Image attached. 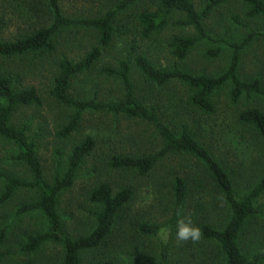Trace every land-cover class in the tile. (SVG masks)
Segmentation results:
<instances>
[{"label":"rangeland","instance_id":"1","mask_svg":"<svg viewBox=\"0 0 264 264\" xmlns=\"http://www.w3.org/2000/svg\"><path fill=\"white\" fill-rule=\"evenodd\" d=\"M117 1L59 0V7L68 17H96ZM203 1L192 0L199 10ZM156 2L138 0L118 15L114 48L104 50L92 69L77 74L71 80L70 96L94 98L97 101L121 99L124 88L120 80L105 76L101 69L116 66L117 60L123 59L126 47L134 38L139 50L159 67L169 68L177 63L181 69L192 74L209 76H218L225 70L230 50L223 43L200 42L180 62L170 55L166 45L172 35H194L192 27L175 23L176 19L183 17L182 13L175 12L160 34L151 39H141L134 26V14L142 10H155ZM245 11L243 0H228L206 17L204 27L215 38L240 41L248 30H260L262 26V19L246 18ZM0 18L4 20L0 36L2 40H13L50 23L46 0H0ZM97 36L94 30L65 28L53 39L57 44L54 60L33 55L0 58V72L11 75L18 86H35L42 98L40 107L17 108L11 120L15 126H26L27 137L35 145L46 181L50 182L55 175L63 174L73 145L86 135L95 139V147L80 164L73 184L57 195L56 206L64 232L71 237H78L92 230L94 205L88 200V194L98 183L106 181L117 189L129 185L133 189V199L100 250L116 254L118 264H129L138 257L156 259L159 257L161 239L140 232L139 225H164L173 217L172 179L177 176L186 182L188 193L183 207L167 230L169 264H221L222 258L214 242L200 239L193 243L176 239L178 222L181 220L197 227L203 220L201 215L208 214L206 223L220 229L230 216L228 205L197 159L186 154H168L144 176L112 169L107 164L110 155L155 153L161 148L162 140L155 128L145 121L100 110L83 111L70 136L65 139L57 136V131L66 123V113H71V109L50 97L56 58L66 54L73 61L79 60L96 43ZM211 49L218 50L217 57L210 54ZM238 77L244 81L258 79L264 91V39L253 42L241 52ZM130 79L135 93L145 104L156 108L170 129L178 132L183 124L187 126L193 136L225 167L238 195L245 193L264 173V146L260 137L236 121L237 113L249 107L258 108L264 113V97L242 95L236 105L231 104L226 85L212 97L215 112L204 115L190 106V91L180 83L173 82L160 88L148 86L136 72L131 74ZM16 153V146L0 137V172L31 181L29 169L23 162L16 160ZM196 180L203 184L201 189L196 187ZM3 186L4 182L0 178V193ZM37 197L34 189L20 188L9 200L0 204V232L3 234L0 264H61L62 250L54 243H44L32 253L21 250L28 235L47 229L46 219L40 210L19 211L23 204ZM257 203L263 215L253 218L252 224L244 227L239 239L240 248L249 254L264 249V194ZM197 205L202 207L201 212L195 211ZM91 256L93 253H85L83 264Z\"/></svg>","mask_w":264,"mask_h":264},{"label":"trees","instance_id":"2","mask_svg":"<svg viewBox=\"0 0 264 264\" xmlns=\"http://www.w3.org/2000/svg\"><path fill=\"white\" fill-rule=\"evenodd\" d=\"M138 0H118L103 14L96 17H68L61 10L59 0H46L50 23L39 26L16 37L13 40L0 38V58H15L25 55L53 59L57 52L54 37L65 28H83L94 30L97 41L77 61H73L66 54L56 58L55 75L52 80L50 97L69 109L67 120L57 136L65 139L75 130L83 111H105L125 118H137L152 125L162 140V146L155 153L142 155H110L107 164L117 171H132L138 176L151 172L157 162L168 154H186L194 157L208 172L216 188L219 190L230 210V216L222 228L218 229L206 223L207 215H201L203 220L197 226L201 230V240L216 244L221 255V264H264V249L244 252L239 245L242 231L247 224H252L255 217L262 216L263 211L257 203L264 194V173L242 195L234 190L229 173L211 152L190 132L186 125L180 131L174 132L163 121L162 116L153 105L145 104L135 93L131 81V74L138 73L148 86L158 88L177 82L190 91L188 103L192 108L204 115L213 114L215 105L211 101L216 91L227 85L229 102L237 104L242 95H257L264 97L258 79L248 81L238 77L240 54L253 42L264 39V0H243L246 6L244 16L251 19H262L260 30H248L240 41H226L215 38L207 32L204 21L214 9L225 4L228 0H204L202 8L195 7L192 0H157L155 10L137 11L134 26L141 39H151L160 34L170 17L179 12L183 17L175 23L182 27H192L194 35H172L167 48L176 61H182L190 50L200 42L223 43L230 50L229 63L218 76L192 74L181 69L177 63L169 68H162L154 64L139 50L136 38L131 40L125 49L123 59L117 60L116 66H105L101 69L107 77L118 78L124 88L123 97L116 101H97L94 98L79 99L69 94L71 80L82 72L92 69L100 59L102 52L114 48L115 23L118 15L132 7ZM4 28V20L0 18V36ZM212 56L218 55V50H209ZM18 76V74H17ZM42 98L33 85L18 86L11 75L0 72V137L12 142L16 148V160L23 162L31 173V181H25L5 172H0L4 182L0 193V204L9 200L20 188H32L38 194L37 199L23 204L20 212L40 210L47 223L46 231L28 235L21 246V250L32 253L44 243L51 242L61 247V264H83L85 253L93 256L85 259V264H118V258L113 252L105 253L100 250L102 244L111 235L112 229L128 204L133 199V189L129 185L113 187L106 181L98 183L88 194V200L94 205L92 230L82 236L67 235L62 226L60 214L56 206L58 193L73 184L76 172L82 161L95 147V139L86 135L81 141L73 145L66 166L61 176L55 175L48 182L44 179L41 163L36 155L34 143L27 137L26 126H15L12 123L13 113L19 107H40ZM236 121L252 129L261 139L264 146V113L258 108L249 107L236 115ZM203 184L196 180V187L201 189ZM188 193L186 182L180 178L172 179L173 217L164 225L142 223L139 231L150 236H158L161 240L159 257H138L129 264H169V248L167 242L161 238V230L171 228L176 215L184 205ZM200 205L195 211L201 212ZM200 209V210H199ZM3 238L0 232V241ZM2 256L0 255V261Z\"/></svg>","mask_w":264,"mask_h":264},{"label":"clouds","instance_id":"3","mask_svg":"<svg viewBox=\"0 0 264 264\" xmlns=\"http://www.w3.org/2000/svg\"><path fill=\"white\" fill-rule=\"evenodd\" d=\"M161 238L165 241L167 240V231L161 230ZM201 238V230L191 224L190 222H185L183 220L178 222L176 230V239L181 242L191 241L193 243L199 241Z\"/></svg>","mask_w":264,"mask_h":264}]
</instances>
